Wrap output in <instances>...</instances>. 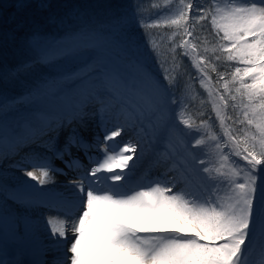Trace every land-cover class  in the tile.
<instances>
[{"label":"snow or ice","instance_id":"snow-or-ice-1","mask_svg":"<svg viewBox=\"0 0 264 264\" xmlns=\"http://www.w3.org/2000/svg\"><path fill=\"white\" fill-rule=\"evenodd\" d=\"M15 7L26 4L18 0ZM136 7L142 27L166 24L179 30L161 36L171 43L161 44L146 33L150 51L145 55L124 43L126 17L111 10L99 26L82 19L77 9L59 19L50 16L47 24L58 28L73 17L81 21L59 37L44 33L35 21L16 22V31L31 24V59L0 72V115L67 88L76 101L67 125L77 127L71 128L62 150L55 149L51 138L43 145L74 174L65 190L52 193L37 187L63 171L38 158L30 161L33 170L25 172L37 184L18 189L11 198L26 207L57 209L46 227L66 247L54 264H264V0H179L174 16H159L151 23L144 21L142 5ZM109 48L119 49L128 71L105 67ZM178 48L183 51L177 53ZM84 51L97 56L59 73V78L41 79L19 96L8 94L9 86L36 65L78 59ZM183 57L191 59L196 76L181 71ZM210 73H216L219 88L213 87ZM184 75L198 77L207 92L200 103L210 109L198 113L203 117L198 122L186 115L187 103L171 91ZM89 109L104 124L102 139L94 134L92 142L78 130H87ZM109 114L111 127L104 123ZM226 120L243 127L234 128ZM64 125L59 121L49 127L58 135ZM129 130L134 136L124 140ZM161 144L155 166L164 167L163 178L137 177L145 147ZM73 148L83 152L87 164L73 155Z\"/></svg>","mask_w":264,"mask_h":264},{"label":"rangeland","instance_id":"rangeland-1","mask_svg":"<svg viewBox=\"0 0 264 264\" xmlns=\"http://www.w3.org/2000/svg\"><path fill=\"white\" fill-rule=\"evenodd\" d=\"M17 2L18 0H0V16L2 13L1 12L2 7L3 8H8L11 6L15 7ZM23 2L26 4V8L30 7L29 4H34L37 8V13L40 11L44 12V16L40 15L42 20L45 21L44 26H41L43 29V32L50 34L48 30L52 29L56 33L51 34V35L55 37H59L60 35L63 34L64 31L68 30L69 28L74 29L72 23L78 26V24L81 21L73 17L71 21L72 23H67L63 27L58 28L56 25L47 24V19L50 16H55L58 19L61 17H65L68 13L72 12L73 9H77L79 10L80 13L84 14L82 19H85V20L90 19L92 20V22H99L100 20H103V22H106V19L109 18L107 15L109 10L115 12L117 8L123 7L121 12L125 16L126 9L131 7L134 17L136 15L135 29L137 30L136 33L138 36L139 35L147 36L149 38V36L146 35V33H150L151 36L154 37L155 39L158 36L159 39L161 40V36L164 33H168L169 35H171L172 32L179 31L174 26L169 27L166 24H161L159 27H152V28L142 27L141 26L142 21H141V18L137 15V7H136L137 4L142 5V8L145 10L144 21L147 23H151L153 20H157L159 16H164L165 18L174 16L179 0H57L56 2L60 3L59 6L54 4L53 0H23ZM152 3H155L156 5H158V8L150 7V4ZM42 5H45V6L42 7ZM56 7H58L57 10L55 9ZM17 10L15 11L16 13H17ZM19 10L18 12L19 14H21V11ZM149 13L153 14L151 19H149ZM190 14L191 13H189V15ZM131 23H132L131 20L126 21L127 28L124 30V34H125L124 43L131 44L133 47H135L134 46L135 39L132 38V34H131V30L133 27ZM45 25H47V27ZM99 25L101 24H98V26ZM153 32H156V33H153ZM180 38L181 37L177 35L174 39L176 41H179ZM184 39L191 40L192 38L185 36ZM163 41L167 43H171V41H168L167 37H164ZM23 45L24 46L22 47L21 53L19 55L18 64L31 59V53L28 49L27 42L24 43ZM146 45H149V43ZM144 46H145L144 44L141 45V48L139 47V49L140 50L145 49ZM115 49L117 50L116 54L112 53L111 48L107 49V51L105 52L104 54L105 64H106L105 67H107L109 70H115V71H120V72L128 71V69L125 66V61L121 57L119 49L117 48ZM162 50H165V49H162ZM4 51H5V47L3 45H0V72L10 70V68L8 67L9 64L7 61V55L6 53H4ZM147 51H148L147 53H149L150 50L147 49ZM176 51L180 53L183 51V49L178 48ZM96 56H97V53L84 51V52L79 53L78 59L64 60L58 64H53V65H36L30 73H26L22 75L18 83L12 84L9 86L8 94L13 95V96H19L22 93H25L28 87L32 86L33 84H39V81L41 79L59 78L58 76L59 73L70 72L73 69H75L77 66H79L81 63H83L84 61L93 59ZM183 60L186 62L184 63L185 67L187 66V60L191 62V59L189 57H183ZM149 62L152 63L154 68L156 67L155 62L151 57H149ZM192 66H193L194 76H196L197 70L195 69L194 65ZM28 82H31L32 84L29 85ZM187 92H188V95L192 96V100L195 102L198 101L199 103V101L201 100V98H203V96L205 100L207 99V92L204 88L200 86L198 77L196 79H193L192 82H190V89ZM184 95H185V92H184ZM71 96H72V93L67 88H62L58 90V92L54 90L46 95L41 96L39 99L34 100L30 104H24V105L19 106L18 108L10 111L7 115H0V139L4 136V134H6V132L7 134L9 133L10 136H12L13 134H17L18 131L19 133H21L22 130H25L24 128H28L31 124H25V121H23V119L25 118L23 116H25V114H38L41 110L45 109L47 104L52 105V107H54L55 104L57 105L59 104V107H60L61 102L62 101L69 102ZM198 96L200 98H197ZM75 103H76L75 99L72 100V102L70 101V109ZM200 106H202L204 110L205 108L210 109V104L201 105L200 103L199 107ZM172 107L176 111H179L176 105H173ZM56 114L59 115L58 112H56ZM93 115L96 118V120L94 121L96 123L93 124L94 126H90V124H92L91 120L93 118ZM93 115L92 117H90V120L87 121V130H85L84 128L78 129L80 132V135L83 136L87 142L92 141L94 134L98 136V133H99V135L102 134L99 137L101 139L103 137V133L100 134V132L104 129V124L101 123V116L100 114H93ZM212 115L213 117L215 116L214 113H212ZM191 116H194V115H191ZM113 121L114 119H113L112 114H109L104 118V123L107 124L108 127L112 126ZM216 123L218 125L219 121H216ZM226 124L230 125L229 120H226ZM95 125L97 126L96 133L93 132ZM179 126L182 128L184 127V125L182 124H180ZM71 128L72 126L65 127L61 131H59L58 135L54 133L52 134V136L48 137V138H52L51 143L54 145L55 149H57L60 143L62 142L64 145L68 135L71 132ZM216 130L218 131L219 129L217 128ZM133 136H134V133L129 130L126 134L123 135V139L127 140L129 138H133ZM116 139L119 140L121 138L118 137ZM46 141H49V140H46ZM44 143H41V144H38L36 142L29 143L26 147V148L29 147L28 150L30 149L29 154H28L29 156L25 154L26 152H24L23 154L18 153L17 156H15L14 158H11L8 162L4 158L5 154L0 155V188H2V191H0V197L2 199V200L0 199V206L6 205V203H9V205L12 206V209L9 212L11 216H15L17 214H20L22 216L30 210V207H26L22 204H19L18 202L13 201V199L11 198V194L21 188L16 187V186L15 187L10 186L11 188L5 187L4 185H7V183L4 181L5 172L16 171V172L25 173L26 171H32L33 168L31 166L30 161H34L38 158H41V153H45L46 151H49L48 148L43 146ZM157 147L159 148L160 151L163 150L162 144L155 146V148L153 149H149L145 147L144 155L141 157L139 161H137V167H136L137 177L143 174H148L151 179L163 178L162 173L165 171V169L162 168L161 170H159L161 166H155V160H156L157 154L154 153V150ZM193 147L196 148L194 142H193ZM62 149H63V146L61 147V150ZM209 151H211V149H209ZM225 151H227V149H225ZM93 154H95V151H93ZM236 159H239V158H236ZM81 161L87 162V159L86 158L81 159ZM241 163H245V162L241 161ZM17 164H20V166L17 167L16 166ZM169 175H170L169 177H171L172 173H169ZM5 188L9 189L10 191L8 194H6V196L3 195V192H5V190L3 189ZM3 198L5 199L4 201L6 203L3 201ZM48 230L51 233V230L49 227H48ZM0 245L8 250L7 255H6V257L8 258L4 257V253H0V259H3V257L5 258L4 264L21 263V262H15L9 255V252L12 249L15 250V249L20 248V244H19L17 236L14 235V231L7 226L6 222L3 221L1 216H0ZM23 264H26V262H24Z\"/></svg>","mask_w":264,"mask_h":264},{"label":"bare ground","instance_id":"bare-ground-1","mask_svg":"<svg viewBox=\"0 0 264 264\" xmlns=\"http://www.w3.org/2000/svg\"><path fill=\"white\" fill-rule=\"evenodd\" d=\"M72 100H74L73 95L70 98L71 102ZM70 101H62L60 107L59 104H55L54 107L47 104L45 109L41 110L38 114H25V116H23L25 117L23 121H25V124L31 125L28 128H24L25 130H22L21 133L18 131L17 134H13L12 136L6 132V134H4V136L0 139V155L5 154L4 158L7 162L11 158L17 156L18 153L23 154L26 152L25 154L29 156L28 154L30 149L28 150L29 147L26 148L29 143H44L46 140H50V138H48L49 136L54 134V132L51 131L49 124L55 127L59 121H64L65 125L63 128L68 127L67 120L72 118ZM54 111L58 112L59 115ZM92 115L93 112L89 109L87 111V115L85 116L86 121H89ZM95 120L96 118L93 115L91 120L92 124H90V126H94L93 124L96 123L94 122ZM71 126L77 127V124L73 123ZM96 130L97 126L95 125L93 132L96 133ZM101 133H104V129L100 132V134ZM101 135L98 133V136ZM62 146L64 147L63 142L60 143L56 150H61ZM158 151L160 150L157 147L154 150V153L157 154ZM72 152L81 159H85L82 151L77 152L76 149L73 148ZM41 158L48 159L53 168L63 169L62 172L57 171L52 174L51 183L47 185H38L36 181L27 177L24 172L7 171L4 176V181L7 185L4 186L24 188L27 187L28 184H37L38 188H41L46 192L57 193L64 191L69 180L75 178L74 174L58 158H56V156H54V152L46 151L45 153H41ZM83 163L87 164V162L84 161ZM162 168L164 167L161 166L159 170ZM182 186V184L178 185V187ZM3 190H5V192H3V195L5 196L10 192L9 189L6 188ZM0 191H2V188H0ZM176 191L177 188H174L173 192ZM4 200L5 199L3 198V201ZM6 205L0 206V216L3 221L6 222L7 226L14 231V235L17 236L20 244V248L15 250L12 249L9 252V255L15 262H21L19 264H23L24 262H26V264H54V261L58 257L63 256L65 244H56L54 237L51 236L48 227H46L47 220L50 217H56L58 215L56 208L46 207L44 205L32 206L30 207V210L22 216L20 214L11 216L9 212L11 211L12 206L9 205V203H6ZM7 251L8 250L6 248L0 245V253H4L5 258H8L6 257ZM4 257L3 259H0V264H4Z\"/></svg>","mask_w":264,"mask_h":264},{"label":"trees","instance_id":"trees-1","mask_svg":"<svg viewBox=\"0 0 264 264\" xmlns=\"http://www.w3.org/2000/svg\"><path fill=\"white\" fill-rule=\"evenodd\" d=\"M57 0H53V3L56 5H60V3L56 2ZM198 3H204V0H196ZM29 8H22L19 11H21V14H19L18 10L16 7H8V8H3L1 10V16H0V45H3L5 47V51L4 53H6L7 55V61H8V67L10 68V70L15 69V67L18 65V60H19V55L21 53V49L24 46L23 44L27 42L28 37L31 35L32 33V28H31V24H26V26L19 31H16L15 29V24L16 22H19L20 20H24V21H35L36 23H38L41 26H44L45 21L42 20V18L40 17V15L44 16V12L40 11L37 13V8L34 4H29ZM123 8V7H122ZM122 8H117L115 13L117 15H123V13L121 12ZM56 10L58 9V7L55 8ZM17 10V13L15 12ZM54 10V9H53ZM61 10V9H59ZM124 16V15H123ZM12 17H15V21H13ZM126 21L131 20V24H132V30H131V34H132V38L135 39V43L134 46L135 47H140L141 45H145V49L140 50L141 52L145 53V55H147L148 51L147 49H149V46L146 45L149 42V38L147 36H141V35H137L136 33V29H135V17L134 14L132 12L131 7L126 9ZM89 21L98 26V24H104L105 22H103V20H100L99 22H92V20L89 19ZM107 21V19H106ZM72 23V22H71ZM81 23V22H80ZM80 23L77 25L73 24L74 29L80 26ZM97 23V24H96ZM47 27V25H45ZM127 28V26H125V29ZM124 29V30H125ZM50 34H55L56 32L53 31L52 29L48 30ZM156 33V32H153ZM198 33H194V35H196ZM125 36V34H123V37ZM181 39V38H180ZM157 42L164 44L165 42H161V40L159 39V37L157 36L156 38ZM195 42V41H194ZM146 43V44H145ZM226 43V42H225ZM112 53L116 54L117 50L115 48H111ZM150 50V49H149ZM202 48H198V52L202 54ZM178 53V52H177ZM184 63H186L184 61ZM225 63H235V62H225ZM186 70L187 73H190L194 76L193 73V66L192 63L187 60V66L185 67V65L183 66V68L181 69V71ZM220 71H225L226 69L221 67L219 68ZM228 72H231L232 69H227ZM210 75L212 76V84L213 87L215 88H219L220 84L216 83V73H210ZM229 76H226L225 79H229ZM190 82H192V80L188 79V75H184L183 77L179 78V85L177 87H174L171 89L172 93H174L175 98L179 101V100H184L185 103H187L188 108L186 109V115H194L193 118L197 120V122L199 121V119L203 118L198 116V113L200 111H204V108L202 106L199 107L200 105V101L198 103V101H193L192 100V96L188 95V92L186 93V86H190ZM29 85H31V82H28ZM222 83V82H221ZM181 86V87H180ZM190 89V87H189ZM188 89V91H189ZM221 92L223 91L222 88H220ZM185 92V95H184ZM197 98H200L199 96ZM204 98V96H203ZM231 103V102H230ZM199 107V108H198ZM228 114L232 115L233 118L235 119L236 114L234 112H232L231 109H228ZM230 125H232V121L229 120ZM234 128H242L243 125H232Z\"/></svg>","mask_w":264,"mask_h":264},{"label":"water","instance_id":"water-1","mask_svg":"<svg viewBox=\"0 0 264 264\" xmlns=\"http://www.w3.org/2000/svg\"><path fill=\"white\" fill-rule=\"evenodd\" d=\"M191 15V14H190Z\"/></svg>","mask_w":264,"mask_h":264}]
</instances>
